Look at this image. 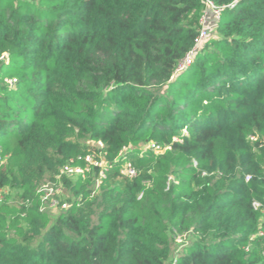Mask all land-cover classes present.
Returning a JSON list of instances; mask_svg holds the SVG:
<instances>
[{
  "label": "trees",
  "instance_id": "1",
  "mask_svg": "<svg viewBox=\"0 0 264 264\" xmlns=\"http://www.w3.org/2000/svg\"><path fill=\"white\" fill-rule=\"evenodd\" d=\"M209 1L178 71L205 0H0V264H264V0Z\"/></svg>",
  "mask_w": 264,
  "mask_h": 264
},
{
  "label": "built area",
  "instance_id": "2",
  "mask_svg": "<svg viewBox=\"0 0 264 264\" xmlns=\"http://www.w3.org/2000/svg\"><path fill=\"white\" fill-rule=\"evenodd\" d=\"M229 7L232 8L233 5H231ZM220 12H221V8L215 6L209 0H205L204 9H203V12L201 14L200 21H199L200 22V29H199V33H198V36H197L196 41H195V45L188 52V54L184 58L183 62L180 64L178 71L185 69L186 67H188L192 63L193 56H194L195 52L203 45V42L210 35L212 27L219 20ZM7 83L10 85H13L14 80H7ZM98 145L101 146V143H98ZM84 161L87 163V165H90V166L96 165V166L103 168V162L95 160L94 155H92V154L86 155L84 157ZM87 170H88V168L82 169L79 166H71V165L67 164L61 169L60 174L57 175L56 179L58 180L62 176L72 177V176H76L79 174H83ZM121 173L125 176H128V177H133L136 174L134 168L130 164H125ZM100 176H102V172H100ZM248 179H249V177H246V180H248ZM37 191L40 193V199H41V204H42L41 209L42 210H43V206L46 205L48 202H50V204L52 206L57 205V206H60L62 209H66L68 207V204L66 202L61 203V202L57 201L55 198H53V196H52L53 190L51 188V184H41L38 187ZM254 205L257 206L256 203ZM177 238L181 241L180 237H177Z\"/></svg>",
  "mask_w": 264,
  "mask_h": 264
},
{
  "label": "rangeland",
  "instance_id": "3",
  "mask_svg": "<svg viewBox=\"0 0 264 264\" xmlns=\"http://www.w3.org/2000/svg\"><path fill=\"white\" fill-rule=\"evenodd\" d=\"M57 176H55L54 179L46 180L42 184H51V188L53 190V198H55L57 201L64 203L65 200L70 196L69 191L67 190V187L64 185L62 181H59L56 179ZM3 195H8L9 200L15 204L20 203V199L18 197V190L17 189H4L2 192H0V200L2 199ZM43 210L48 213V215L55 220L58 213L62 210L60 206H52L50 202H48L46 205L43 206ZM181 239V238H180ZM181 241L176 238L174 242V249H178Z\"/></svg>",
  "mask_w": 264,
  "mask_h": 264
}]
</instances>
